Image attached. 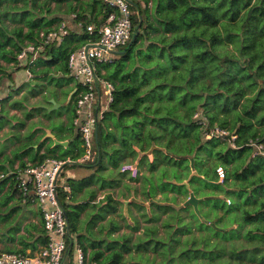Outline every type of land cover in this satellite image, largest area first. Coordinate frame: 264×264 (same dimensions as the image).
Listing matches in <instances>:
<instances>
[{
  "label": "trees",
  "instance_id": "obj_1",
  "mask_svg": "<svg viewBox=\"0 0 264 264\" xmlns=\"http://www.w3.org/2000/svg\"><path fill=\"white\" fill-rule=\"evenodd\" d=\"M127 1L131 36L116 49L115 57L97 67L103 71L101 77L114 85L113 99L98 117L91 157L82 163H66L64 168L80 164L99 172L105 169L103 159L109 156V163L118 171V159L135 157L132 146L144 150L152 139L157 148L154 160L147 165L150 176L143 178L151 189L148 196L155 191L177 193L171 198L165 194L162 202L152 203L150 215L141 214L144 224L134 237L124 234L106 239L104 251L95 252L90 263L264 264V156L253 155L251 145L264 142V0ZM113 11L104 0H0V57L15 61L25 40L39 48L27 54L25 61L31 63L17 67L41 77L42 83L32 84L22 99L12 102L24 115V119L13 116V130L19 133L25 119L35 114L46 118L60 114L27 105L28 96L41 93L46 101L55 96L62 82L72 81L69 55L81 44L95 41ZM66 16L71 17L74 28H68L59 42L45 43L40 33L57 30ZM5 20L14 27L7 29ZM88 25L93 26L91 33ZM38 65L42 68L35 70ZM69 90L63 91L64 96ZM74 96L64 107L70 112L65 129L77 132V150L54 155L59 146L42 154L36 149V163L47 157L76 160L83 155V141L73 125ZM196 111L202 112L209 127L226 129L235 139H204L193 119ZM29 126L25 139L40 130L37 123ZM31 150H12L13 158L6 155L0 170L22 169L27 165L24 161L16 168L9 162ZM217 166L225 171L222 183L217 181ZM158 168L162 175L171 171V177L163 178L172 187L159 190L154 186L158 185ZM192 172L197 174L190 178L189 189L206 197L199 202L198 213L192 205L182 204L179 196L187 193H180L185 187L177 184ZM6 182L10 184L9 197L32 202L24 199L13 173L0 180V193ZM58 190L70 232L79 207L71 209L64 201L65 192ZM233 220L239 222L235 231L220 228ZM39 238L43 245L42 232ZM75 243L68 242L69 258ZM77 243L80 246V240ZM245 250L251 252L248 257L240 254Z\"/></svg>",
  "mask_w": 264,
  "mask_h": 264
},
{
  "label": "crops",
  "instance_id": "obj_2",
  "mask_svg": "<svg viewBox=\"0 0 264 264\" xmlns=\"http://www.w3.org/2000/svg\"><path fill=\"white\" fill-rule=\"evenodd\" d=\"M71 17L66 18V21L69 23L68 28H74ZM4 23L9 30L15 25L9 20H5ZM24 31H26V28H24ZM24 43L27 44L29 42L25 40ZM115 52L113 57H115ZM28 60L24 61L23 65L32 62L31 60L28 63ZM41 68L42 66L38 65L35 70ZM31 74L28 69H18L17 66L15 67L14 61H6L0 57V96L3 100V112L0 114V153L9 149L11 151L16 150L21 144H25L26 149L32 148L31 151L9 162L11 167L15 163H17L18 167L20 161H24L27 164L36 163L38 162L36 155L44 153L48 148L52 149L59 146L54 145L50 137L43 138L45 135L44 129H48L58 140H63L67 143L66 146H59L60 148L55 150L54 155H59L60 151L77 150V143L74 142V136L77 132L75 129L72 132L65 129L66 124L69 123V115L61 110L66 105H61L57 109L60 114L53 113L50 118H46L41 114H35L31 119H27L26 126L20 129L19 133L17 131L15 133V130L11 128V125L16 124L14 123L16 119L13 116L24 119L23 111L13 108L11 106L12 102L16 99H22L32 84L42 83L41 77L35 78L36 76L34 74L31 76ZM68 75L73 77L70 72ZM54 77H58V75L54 74ZM43 83L47 82L43 81ZM76 84L77 82L74 77L70 82H62L58 86L55 96H50L49 98H54L58 103L62 104L66 99L63 91L70 89V92L72 89L77 88ZM16 90H18L17 93ZM49 98L44 101L42 94L38 93L34 96H28L26 104L32 105L34 108H40L38 105L46 104ZM17 111L20 112L22 117L16 115ZM31 122L37 123L36 128L40 130H36L30 139H25L23 136L27 132L28 125ZM8 133H12V136L19 134V137L17 139L13 137V141H8L9 137L6 136ZM3 140L6 142L5 145L1 146ZM132 147L136 151L135 157L120 158L117 161V165H121L124 162L134 163L138 169V175L134 178L130 177L127 173L117 171L109 161L106 163V169L99 172H94L92 168L80 164L63 169L60 182L67 183L68 181L67 184L71 188L68 205L71 209L75 206L79 207L76 209L77 217L70 234L76 243L77 240H80V246L84 248L83 252L86 260H90L95 252L104 251L105 244L98 246L103 232L106 235H110L112 239L124 234L134 237L140 233L141 227L144 224L141 214L147 212L150 215L154 211L152 203L162 202L165 194L171 198L172 193H177L155 191L152 193V196H148L151 189L143 178L144 176H150L147 165L154 160L153 150L157 146L150 139L149 145L144 150L134 145ZM36 149H39L38 154L34 153ZM5 156L1 155L0 161H4ZM4 163L6 167H10L9 164ZM107 173L108 180L103 181ZM9 185L6 182L0 193V200H4V197L6 198L3 204L0 203V251L21 252L23 250L25 252H33L42 246L39 233H43V226L38 205L34 202H19L16 197H9L10 193L7 194ZM154 186H156V183ZM180 193H187L186 197L184 195L179 196L183 205H185L189 193L185 188ZM196 197L200 198V201L206 198L204 196ZM29 204L32 206L31 210L27 208ZM139 205L142 207L140 208ZM108 206L109 208H106ZM231 225L234 228L233 231H235L239 226V222L233 220ZM133 228L136 230L132 231Z\"/></svg>",
  "mask_w": 264,
  "mask_h": 264
},
{
  "label": "built area",
  "instance_id": "obj_3",
  "mask_svg": "<svg viewBox=\"0 0 264 264\" xmlns=\"http://www.w3.org/2000/svg\"><path fill=\"white\" fill-rule=\"evenodd\" d=\"M104 1L115 11L108 15L99 28L97 39L81 44L68 57L69 71L78 83L73 100V125L81 135L84 153L76 160L47 157L39 163H29L15 171L0 170V180L13 173L24 199L30 198L36 201L45 237V243L33 252L0 251V264H87L84 252L77 243L73 245L72 258L68 256V242L70 240L73 243V239L69 232L65 210L59 200L58 189L61 188L65 192L64 200L69 201L71 188L67 183L60 182L64 166L71 162L82 163L91 157L98 117L104 106L113 99L114 85L101 77L103 71L97 67L100 63L111 60L115 50L131 36V11L128 1ZM86 29L91 33L93 26L88 25ZM67 30V21H62L57 30H52L45 35L40 33V35L44 37L45 43L60 41ZM38 49L32 43H27L17 52L15 66L23 65L27 54L35 53ZM1 100L0 96V109ZM193 119L204 139L213 137H226L230 141L235 139V135L226 129L218 126L209 127L201 111H196ZM251 145L253 155L264 156V142H252ZM119 170L133 178L138 175V169L132 162L122 163ZM215 172L217 181L222 183L225 178L223 167L217 166Z\"/></svg>",
  "mask_w": 264,
  "mask_h": 264
},
{
  "label": "rangeland",
  "instance_id": "obj_4",
  "mask_svg": "<svg viewBox=\"0 0 264 264\" xmlns=\"http://www.w3.org/2000/svg\"><path fill=\"white\" fill-rule=\"evenodd\" d=\"M68 23V22H67ZM69 24V23H68ZM69 27V26H68ZM116 51V50H115ZM14 65H15V63H14ZM16 67V66H15ZM18 67V66H17ZM31 76H32V74H31ZM61 111H63L64 113H67L68 115H70V112L68 111V109H62ZM16 115H18V116H20V117H22L21 116V114H20V112L19 111H17L16 112ZM27 119L25 120V126H26V124H27ZM14 123H16V122H14ZM28 128H31L30 126L28 127ZM15 133H16V131H15ZM13 134L12 133H8L6 136H8L9 138V140L8 141H13V139L14 138H18L19 137V134H17V135H15V136H12ZM5 136V137H6ZM14 137V138H13ZM5 142L6 141H2V144H1V146H3V145H5ZM24 148H25V144H21L19 147H17V149L15 150V152H17V153H19V152H22V150H24ZM63 152L64 151H60V154H63ZM8 153V154H7ZM11 149H9V150H5L4 152H1L0 153V156L1 155H8V156H10L11 158H12V156H11ZM29 154V153H28ZM30 157H31V155H30ZM106 158V159H105ZM104 159H103V164L105 165V169H106V167H107V161L109 160L110 161V158H109V156L108 157H105ZM119 160V159H118ZM117 160V161H118ZM13 167H17V163H15L14 164V166ZM10 168V167H9ZM158 170V173H157V183H158V185H156L158 188H159V190H160V188H170V187H172V185H170L169 183H166V182H164V180L167 178H169V177H171V171H169V172H165V174L166 175H162V170H160V168H158L157 169ZM108 173L107 174H105V176H104V178H103V181H107L108 180ZM163 176H165L166 178H163ZM169 181V180H168ZM171 182H174L173 180L171 181ZM153 191H155L154 189H153ZM65 201V200H64ZM32 202H34V203H36V201L35 200H33ZM66 202V201H65ZM183 204V203H182ZM27 208L28 209H32V206L29 204V205H27ZM106 208H109V206L108 207H106ZM125 208V207H124ZM123 208V209H124ZM109 211V210H108ZM235 225V224H234ZM220 228H223V229H225V230H227V231H229V232H233V229L234 228H232L231 227V223H229V224H226V225H224V226H222V227H220ZM104 233V232H103ZM103 233H102V235L100 236V241H102L101 243H102V245L104 244V240H110V239H112L111 237H110V235H106V239H103ZM250 253L251 252H249V253H247V251L245 250V251H243V252H241L240 254L242 255V257H248L249 255H250ZM87 264H91L90 263V261L89 260H87Z\"/></svg>",
  "mask_w": 264,
  "mask_h": 264
},
{
  "label": "water",
  "instance_id": "obj_5",
  "mask_svg": "<svg viewBox=\"0 0 264 264\" xmlns=\"http://www.w3.org/2000/svg\"><path fill=\"white\" fill-rule=\"evenodd\" d=\"M133 37H134V35H133ZM76 91H77V88L72 89L67 94L66 99L62 104L58 103L54 98H49L46 104H39L38 107L45 109L47 112L57 110L58 108H60L61 105L69 104L71 102L72 97L76 93ZM44 131H45V135L43 136V138L44 137H50L51 140L53 141L54 145H59V146H66L67 145V143H65L66 141L58 140L48 129H44ZM228 138H229V136H228ZM196 174H197L196 172H192L186 180L179 182V183H177V182H174V183H177L179 185H183L188 190L189 196L185 201V205H188V204L192 205L194 211L196 213H198V203L200 201V198H197L193 194V192H191V190L189 189V183H188L190 178L192 177V175H196ZM211 225L214 228H217V226L214 223H212ZM68 226H69V223H68ZM103 239H106V233L105 232L103 233Z\"/></svg>",
  "mask_w": 264,
  "mask_h": 264
}]
</instances>
